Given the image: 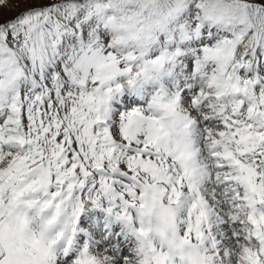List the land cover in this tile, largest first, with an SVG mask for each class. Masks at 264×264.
I'll use <instances>...</instances> for the list:
<instances>
[{"label": "snow or ice", "instance_id": "1", "mask_svg": "<svg viewBox=\"0 0 264 264\" xmlns=\"http://www.w3.org/2000/svg\"><path fill=\"white\" fill-rule=\"evenodd\" d=\"M0 264H264V0H0Z\"/></svg>", "mask_w": 264, "mask_h": 264}]
</instances>
